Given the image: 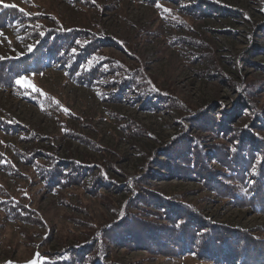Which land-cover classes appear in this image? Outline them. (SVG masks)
<instances>
[{"label": "rangeland", "instance_id": "374dc122", "mask_svg": "<svg viewBox=\"0 0 264 264\" xmlns=\"http://www.w3.org/2000/svg\"><path fill=\"white\" fill-rule=\"evenodd\" d=\"M0 4L22 13L15 22L0 26V59L31 53L36 39L27 35L37 29H81L88 39V32L101 33L121 41L126 50L109 46L104 54L140 70L145 82L166 95L162 108L153 110L136 104L140 100H132L135 94L128 101L102 100L95 89L67 79L57 64L39 74L21 75L16 91L0 89V116L15 127L12 134L0 131V153L17 173L0 169V184L47 225L12 221L0 212V264H29L39 254L84 243L114 221L111 209L128 197L125 188L119 191L114 185L93 194L80 185L47 191L28 163L29 155L39 163L53 155L63 163L91 165L93 177L104 173L116 183L144 176V187L180 196L206 216L264 239L263 214L230 206L197 181L163 177L161 165L171 160L159 151L150 153L179 132L181 116L201 110L214 116L222 111L220 105L227 110L240 106L236 83L249 85L257 104L263 101L264 0H162L159 7L141 0H0ZM34 88L50 94L71 115L23 97ZM192 120L187 121L196 124ZM189 133L209 139L200 128L190 127ZM125 243L107 247L104 258L114 264H211L193 256H153Z\"/></svg>", "mask_w": 264, "mask_h": 264}, {"label": "trees", "instance_id": "16d2710c", "mask_svg": "<svg viewBox=\"0 0 264 264\" xmlns=\"http://www.w3.org/2000/svg\"><path fill=\"white\" fill-rule=\"evenodd\" d=\"M141 1L155 6L162 0ZM21 14L13 7L0 4V26L15 22ZM88 33L89 39L84 38L86 30L41 28L27 35L36 39L31 53L0 59V89L10 87L16 91L21 75L39 74L50 64H57L67 79L75 85L95 89L102 100L108 97L128 101L135 94L137 98L132 100H140L136 104L143 103L147 110L162 108L165 92L145 82L140 70L129 69L122 60L103 53L109 46L126 53L123 43L101 33ZM235 86L242 100L240 106L227 110L220 105L222 111L214 116H209L205 110L194 113L197 118L192 113L181 116L179 132L168 143H162L158 150L152 147L150 153L159 151L171 160L159 164L166 173L163 177L197 181L230 206L264 215V94L263 101L257 104L249 85L241 81ZM26 92L29 94L23 97L27 96L26 99L33 103L71 115L50 94L35 88ZM190 127L200 128L209 139L196 138L189 133ZM0 131L12 134L15 127L0 116ZM28 157V163L34 166L47 191L50 187L56 191L59 187L80 185L93 194L114 185L119 191L125 188L128 194L121 205L118 203L111 209L114 221L95 231L87 241L59 252L39 254L29 264H114L104 258L106 248L124 245L127 240L126 247H141L153 256H193L211 264H264V239L255 232L218 222L180 196H165L144 187V176L116 183L104 173L93 177V166L75 160L63 163L56 156L45 155L48 161L39 163L33 162L34 155ZM147 166L148 162L144 165L146 171ZM11 168L15 170L11 160L0 153V169L16 176ZM84 173L88 175L82 176ZM153 174L152 177H156L157 174ZM3 188L0 184V212L7 219L47 227L43 218L34 217L32 209L8 195Z\"/></svg>", "mask_w": 264, "mask_h": 264}, {"label": "snow or ice", "instance_id": "6c2138e0", "mask_svg": "<svg viewBox=\"0 0 264 264\" xmlns=\"http://www.w3.org/2000/svg\"><path fill=\"white\" fill-rule=\"evenodd\" d=\"M159 7V5H157ZM5 7H8V5H5ZM19 83V81H17ZM67 111V110H65ZM33 264H36V262H33Z\"/></svg>", "mask_w": 264, "mask_h": 264}, {"label": "bare ground", "instance_id": "6f19581e", "mask_svg": "<svg viewBox=\"0 0 264 264\" xmlns=\"http://www.w3.org/2000/svg\"><path fill=\"white\" fill-rule=\"evenodd\" d=\"M192 8V7H191ZM66 41V40H65ZM88 75V74H87ZM215 167V166H214Z\"/></svg>", "mask_w": 264, "mask_h": 264}]
</instances>
